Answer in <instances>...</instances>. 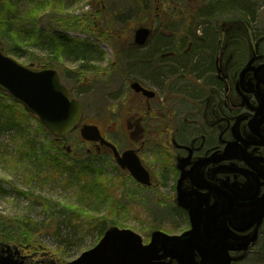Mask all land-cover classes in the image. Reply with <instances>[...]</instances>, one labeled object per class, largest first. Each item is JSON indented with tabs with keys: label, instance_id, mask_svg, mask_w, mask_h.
Returning a JSON list of instances; mask_svg holds the SVG:
<instances>
[{
	"label": "rangeland",
	"instance_id": "1",
	"mask_svg": "<svg viewBox=\"0 0 264 264\" xmlns=\"http://www.w3.org/2000/svg\"><path fill=\"white\" fill-rule=\"evenodd\" d=\"M10 1L12 9L7 16L12 19L11 27L3 30V36L0 34L4 53L26 67H41L45 63L47 68L57 70L72 96L84 104V123L95 124L102 131L110 121L106 120V113L111 119L114 117L107 108L119 105L129 81L138 80L154 87V82L165 80L146 58L164 53L171 43L168 39L179 36L180 29L185 27L191 33L196 22L202 24L196 31L197 36L213 38L217 34L215 21L208 23L205 16L197 17L196 21L193 16L194 12L201 11L195 6L205 1L206 8L211 0L199 3L191 0L187 5L193 8L182 14L170 10L168 0L161 5L157 2L159 12L154 0H62V9L58 3L50 4L59 1L47 4L33 1V8L39 11L35 18L27 16L31 7L28 0ZM224 3L223 0L220 6ZM243 10L251 17L249 24L256 34H264V0H244ZM205 12L206 9L201 13ZM3 15L0 8V21ZM139 27L151 30L144 49L133 44L135 30ZM213 33L215 36L211 37ZM65 34L88 48L85 56L54 53L52 41ZM15 43L24 46L14 49ZM10 47L13 51L6 53ZM39 59H45L41 61L44 63H39ZM177 61V65L182 64V60ZM0 101L8 103L4 97H0ZM16 111L21 115L18 126L0 125V242L5 235L13 234L2 231L10 232L19 227L18 223H12L16 218L36 227L32 235L41 246L34 249L28 242L16 243L19 244L18 256L24 257L25 264L71 262L93 248L102 233L112 226L136 232L144 244L155 230L179 235L188 229L189 222L176 210L170 197L166 175L159 176L164 183L162 187L143 189L127 177L106 152L93 156L95 149L83 143L78 133L65 139L72 147L65 163L78 169L86 160L96 171H88L80 180L65 173L48 172L50 170L37 156L27 153L29 150L35 153L42 146L49 147L52 138H46L35 120L21 109ZM153 152L149 148L144 153L148 161L152 160ZM162 162V166H166L167 160L162 159ZM236 264H264V222L258 240Z\"/></svg>",
	"mask_w": 264,
	"mask_h": 264
},
{
	"label": "flooded vegetation",
	"instance_id": "2",
	"mask_svg": "<svg viewBox=\"0 0 264 264\" xmlns=\"http://www.w3.org/2000/svg\"><path fill=\"white\" fill-rule=\"evenodd\" d=\"M168 1L175 13L193 8L187 5L191 0ZM154 2L159 12L157 2L161 5L164 0ZM217 27L213 38L168 39L165 52L147 60L165 84L150 87L133 80L153 92L150 98L133 91L129 81L119 105L107 108L114 117L106 113L110 121L101 134L120 155L131 151L138 157L153 184L139 187H162L159 176L166 175L174 204L181 184L189 200L196 193L207 203L203 212L216 211L227 219L239 210L227 203H238L240 183L250 181L256 186V199L264 196V34L256 35L248 23ZM176 59L182 64L177 65ZM88 144L97 154L112 157L110 148ZM149 148L154 152L148 161L144 153ZM239 169L248 172L247 178ZM123 172L132 179L127 170ZM177 210L189 222L188 212Z\"/></svg>",
	"mask_w": 264,
	"mask_h": 264
},
{
	"label": "water",
	"instance_id": "3",
	"mask_svg": "<svg viewBox=\"0 0 264 264\" xmlns=\"http://www.w3.org/2000/svg\"><path fill=\"white\" fill-rule=\"evenodd\" d=\"M149 35L148 28H138L134 33V44L144 45ZM131 88L148 93L137 82L132 83ZM0 91L36 116L56 139L80 127L83 106L70 98L58 73L25 67L5 56L1 48ZM79 132L84 141L111 148L116 164L128 170L138 184L151 185L149 173L133 152L126 151L120 156L115 147L101 137L95 125L84 124ZM239 159L247 161L245 156L240 155ZM242 170L239 169V173L247 178L248 172ZM182 180L183 177L179 182ZM255 188L250 181L240 183L238 203L234 200L227 203L230 208L238 205L239 210L224 219L216 211L213 215L207 214L209 209L203 212L202 206L207 207V203L204 204L196 193L194 199L189 200V193L186 194L179 184L176 205L188 212L190 228L187 231L180 235H168L155 230L149 243L143 244L141 236L134 231L112 226L93 248L64 264H232L243 259L258 240L264 220V196L256 199ZM18 255L17 247L0 245V264H24V257Z\"/></svg>",
	"mask_w": 264,
	"mask_h": 264
},
{
	"label": "trees",
	"instance_id": "4",
	"mask_svg": "<svg viewBox=\"0 0 264 264\" xmlns=\"http://www.w3.org/2000/svg\"><path fill=\"white\" fill-rule=\"evenodd\" d=\"M33 1H37L39 4L40 3H44L47 4L48 2H52V1H59V2H54V3H50V4H55L58 3L60 6L62 4V0H28V3L31 5V7L29 8V11L27 13V16L30 18H35L39 11L33 8ZM217 1H222V0H211L210 2H208L206 9V12L204 14L202 13H196L193 16L196 17V21H198L197 17L200 16H205L207 22H212L214 20H216L217 18H220L222 20L225 21H234V22H242L244 20H246V15H245V11L243 10V1L244 0H238V8H235V6H230L227 9H220L218 7H214V3ZM226 2H231V0H224ZM213 6L214 8H217V10H212L210 7ZM0 8H2L3 11V17L0 21V34L1 36H3V30L9 29V27H11V22L12 19L10 17L7 16V13L9 10L12 9V3L10 0H1L0 1ZM62 9V6H61ZM25 21H27L26 19H24ZM199 23V22H197ZM33 26L34 23H32ZM200 24V23H199ZM38 31L35 32L36 35H38ZM181 37H185V35H181ZM180 37V38H181ZM212 37V36H211ZM35 39H38V37L35 36ZM1 44V43H0ZM52 46L55 47L54 53L58 54L60 52H67V53H75L76 55L79 56H85V54L88 52V48L86 46H82V43L76 40H73L70 36L68 35H58L57 39L53 40L51 43ZM22 45L21 43H15L13 44L14 49L17 48H21ZM2 47V45H1ZM3 49V48H2ZM69 50V51H67ZM13 50L8 49V51L6 53H11ZM44 60L39 59V63H44L41 62ZM80 61H83V59H81ZM0 97H4L8 103H4L0 101V125L5 126L6 124L9 125V127H14V126H18L17 123H19L20 119H21V115L18 114V111H16L17 108L21 109V112L24 113L25 115H28L29 117H31L33 120H35V122L38 124L40 130L45 134V137H51V135L48 133V131L39 123L38 119H36V117H34L33 115H30L28 113H26L24 111V109L22 107H20L19 105H17L8 95L0 92ZM17 124V125H16ZM52 138V137H51ZM79 144H81V141L78 142ZM27 155L29 156H37V159L40 160L41 163H43L45 165V167L50 170L48 172H60V173H65L70 175V177H74L78 180H80L81 178H83L84 174H88V171L90 173H93L94 171H96L95 169H93L91 167V165L89 164V162H87L86 160H84V162H81V165H83V163H85L83 165V167H79L78 169L73 167V166H67L65 163V160L67 158H69V155L65 153V151L61 148V146L55 142V140L52 138L51 140V145L48 147H44L42 146L41 150H38L35 153H31V150L28 151ZM93 156H97V154H94ZM76 162V161H75ZM89 173V174H90ZM102 220V219H100ZM49 222H51V220H49ZM12 223H18L19 227L17 229L14 230H10V232L7 231H2V232H6L8 234L13 233L12 236L9 235H5L3 238L2 242H6L9 244H14L15 245H19V244H24V243H29L30 247L32 248H36L37 246H41L37 240L35 239V236L32 235V232L35 231L36 232V227H33L29 221H25L22 219H18L16 218L15 220H12ZM48 228H51V224H47ZM101 226V230H103L105 224L102 222L100 223ZM54 227H57L54 224ZM14 233H17V235H14ZM103 234V233H102ZM101 234V235H102ZM19 243V244H16Z\"/></svg>",
	"mask_w": 264,
	"mask_h": 264
},
{
	"label": "bare ground",
	"instance_id": "5",
	"mask_svg": "<svg viewBox=\"0 0 264 264\" xmlns=\"http://www.w3.org/2000/svg\"><path fill=\"white\" fill-rule=\"evenodd\" d=\"M221 2H223V0L222 1H217V2H215L214 3V7H218V8H220V9H227V8H229L230 6H235V8L237 7L238 8V0H231V2H226L225 1V3H224V5L223 6H220V4H221ZM246 8H247V10H249V6H246ZM245 11V10H244ZM245 13V15H246V20H244V21H242V22H240V24H247V23H249L250 21H251V17L250 16H248L247 15V12L245 11L244 12ZM252 19L254 20V18L252 17ZM256 35H258V34H256ZM210 36H214V33L213 34H210ZM196 47H197V49L199 48V46L198 45H196ZM180 52V51H179ZM5 56H8L7 54H4ZM9 57V56H8ZM150 58H151V56H149V58H146L147 60H150ZM140 63H143V62H140ZM139 63V64H140ZM153 84H155V86H163V83H159V82H154ZM160 84H162V85H160ZM154 86V87H155Z\"/></svg>",
	"mask_w": 264,
	"mask_h": 264
}]
</instances>
